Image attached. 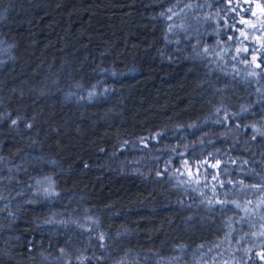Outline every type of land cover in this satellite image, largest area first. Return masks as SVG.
<instances>
[{
  "label": "trees",
  "instance_id": "obj_1",
  "mask_svg": "<svg viewBox=\"0 0 264 264\" xmlns=\"http://www.w3.org/2000/svg\"><path fill=\"white\" fill-rule=\"evenodd\" d=\"M258 4L0 0V264H264Z\"/></svg>",
  "mask_w": 264,
  "mask_h": 264
},
{
  "label": "rangeland",
  "instance_id": "obj_2",
  "mask_svg": "<svg viewBox=\"0 0 264 264\" xmlns=\"http://www.w3.org/2000/svg\"><path fill=\"white\" fill-rule=\"evenodd\" d=\"M248 23L246 25L251 24V20H246ZM245 24V23H244ZM257 44H260L259 41L254 39ZM170 166V164H168ZM214 164L209 163H192L188 164L187 162L181 161L179 166L171 169V172L174 176L180 180L181 182H185L188 184H200V183H211L215 178L214 176ZM248 212L252 211L251 208L246 209Z\"/></svg>",
  "mask_w": 264,
  "mask_h": 264
},
{
  "label": "snow or ice",
  "instance_id": "obj_3",
  "mask_svg": "<svg viewBox=\"0 0 264 264\" xmlns=\"http://www.w3.org/2000/svg\"><path fill=\"white\" fill-rule=\"evenodd\" d=\"M257 7L260 8V15L261 16H264V5H260L258 4ZM169 11H171V9H169ZM248 11H250V9H248ZM252 15H256L255 12L252 13ZM171 18V17H169ZM243 23L247 24L248 21H242ZM261 25L264 26V21H261ZM253 27H255V25H253ZM241 35H245L243 32H241ZM237 51H240V49H237ZM245 52H247V48L244 49ZM257 59V57L255 55H253L252 57V62H255ZM245 60H246V57H245ZM257 67H260V64H257L256 65ZM250 75H254V73H250ZM13 123H15V121H13ZM239 127V126H238ZM253 131H256V129H253ZM260 135H264V133H259ZM253 139H255V136H253ZM241 183H243L241 181ZM218 203H221L220 201H217ZM227 201H224L223 203H226ZM236 207H240V205H236ZM246 210V209H245ZM101 241H103V236L100 237ZM63 252V250H61ZM260 257L262 260H264V254H260Z\"/></svg>",
  "mask_w": 264,
  "mask_h": 264
}]
</instances>
